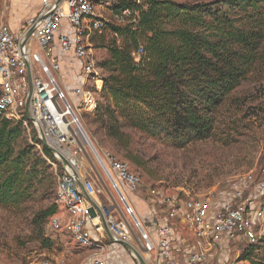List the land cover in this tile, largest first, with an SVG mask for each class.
<instances>
[{
	"label": "built area",
	"instance_id": "obj_1",
	"mask_svg": "<svg viewBox=\"0 0 264 264\" xmlns=\"http://www.w3.org/2000/svg\"><path fill=\"white\" fill-rule=\"evenodd\" d=\"M1 1L6 12L10 0ZM123 1L142 5V0H43L20 34L8 24L0 25V118L20 123L25 130L33 126L39 134L42 129L55 150V167L60 168L55 195L60 212L50 218L49 228L70 236L80 246L99 249L89 264H105L106 247L94 240L88 225L111 240L80 187L81 183L95 201L96 184L84 165L90 163L87 145L91 143L78 113L98 110L97 95L104 84L93 39L107 35L112 27H132L139 22L138 10L123 7ZM143 54L140 47L134 54L136 61ZM69 56L76 66L67 62ZM65 66L75 70L76 83L68 78ZM28 101L33 121L26 115ZM98 162L123 203L120 209L114 203L107 206L95 201L106 218L111 242L131 245L146 264H226L232 250L255 246L264 234V177L253 172L204 196L191 197L181 191L160 198L148 206V217L143 219L126 196L140 189L142 177L116 157L108 156L106 163L99 156ZM180 231L189 235L188 243L178 241Z\"/></svg>",
	"mask_w": 264,
	"mask_h": 264
},
{
	"label": "trees",
	"instance_id": "obj_2",
	"mask_svg": "<svg viewBox=\"0 0 264 264\" xmlns=\"http://www.w3.org/2000/svg\"><path fill=\"white\" fill-rule=\"evenodd\" d=\"M263 2L142 0L137 5L123 1V7L138 10V24L112 27L114 37L108 41L106 35L93 39L96 48L108 50V58L98 64L107 72L100 94L110 97L114 106L96 113L110 122V135L128 142L130 136L122 128L131 127L178 146L209 138L215 113L263 60L264 31L257 17ZM140 47L144 54L136 61ZM24 133L22 124L0 118V205L4 207H18L28 199L46 168L33 148L17 152ZM43 153L55 160L44 146ZM56 210L45 211L42 221ZM42 221L38 217L35 223ZM254 249L245 250L243 260H249Z\"/></svg>",
	"mask_w": 264,
	"mask_h": 264
},
{
	"label": "rangeland",
	"instance_id": "obj_3",
	"mask_svg": "<svg viewBox=\"0 0 264 264\" xmlns=\"http://www.w3.org/2000/svg\"><path fill=\"white\" fill-rule=\"evenodd\" d=\"M173 1L208 3L213 0ZM4 11L5 5L0 0V23ZM259 11L257 17L264 31V2ZM112 37L111 29L106 35L107 41ZM118 40L121 42L119 37ZM96 49L99 64L108 58V50L105 47ZM262 52L264 55V40ZM104 74L107 75L105 70ZM97 97L98 109L114 106L110 97L101 94ZM78 114L92 144L87 145L90 163L85 162L84 165L96 184V203H114L123 209L118 193L98 162L99 156L106 163L108 156L126 161L132 171L142 177L143 184L138 191L130 192L132 196L126 192L131 203L138 198L142 200L140 206H144L143 201L153 204L165 196L183 193L181 191H186L191 197L204 196L231 179L251 172L264 177V56L215 113V128L207 139H194L178 146L169 140L123 127V133L130 138L122 143L110 135V122L106 117L100 118L98 113L84 110ZM119 121L120 124L125 123L122 117ZM39 135L38 130L31 126L16 146L17 152L33 148V153L46 161V168L42 169L41 183L35 186L28 199L18 207L0 205V264H41L44 260L53 262L58 258L59 261L65 260L64 264H85L87 254L76 250L70 236L54 233L49 228L50 218L60 212L55 195L60 168L55 167V160L44 155ZM53 207H57L56 213L42 221L43 213ZM38 217L41 225L35 223ZM251 247L243 245L240 251L232 250L226 264H264V234L254 246L251 258L243 260L242 253Z\"/></svg>",
	"mask_w": 264,
	"mask_h": 264
},
{
	"label": "crops",
	"instance_id": "obj_4",
	"mask_svg": "<svg viewBox=\"0 0 264 264\" xmlns=\"http://www.w3.org/2000/svg\"><path fill=\"white\" fill-rule=\"evenodd\" d=\"M43 0H10L9 8L6 12H3V16L1 17V22L8 24L11 29L16 33L20 34L23 29L26 27V22L30 17L35 16L39 9L42 6ZM6 18V21L4 19ZM0 23V25L2 24ZM63 58H66L62 56ZM71 56L67 57V62H72L73 66L75 65L76 61L72 60L70 58ZM65 60V61H66ZM76 66V65H75ZM66 74L69 75L68 78H71L73 83H76V80H73L75 78V70L71 69L70 66H65ZM129 196H132V194L128 191ZM135 197L133 200L135 201ZM142 200L139 198L137 201L133 202L137 207V212L140 217L143 219H146L148 217V209L150 204H147L143 201L144 206H140ZM105 205V204H104ZM108 206V205H107ZM88 228L93 234V238L95 241H102V243L105 245V252L103 255V259L105 264H138V262L132 257L130 251L125 249L120 244H114L111 241H108V239H105L101 236V234L97 233L93 227L89 224ZM107 236V235H106ZM178 241H181L183 243H188L189 235L183 234V231L178 232L177 234ZM75 246L77 251H83L87 254L86 262L85 264H89L90 259L92 256L99 251V249L95 247H83L77 244L73 239H70ZM188 245V244H187ZM76 252V251H75ZM80 253V252H79ZM59 259H53V264H59Z\"/></svg>",
	"mask_w": 264,
	"mask_h": 264
},
{
	"label": "water",
	"instance_id": "obj_5",
	"mask_svg": "<svg viewBox=\"0 0 264 264\" xmlns=\"http://www.w3.org/2000/svg\"><path fill=\"white\" fill-rule=\"evenodd\" d=\"M31 35V31H29L26 35V39L29 38V36ZM26 115L28 117L29 120L33 121L31 115H30V110H29V101L27 102V105H26ZM40 134H41V138L40 140L42 141L43 143V146L46 147L52 154H55V150L47 143V141L45 140L44 136H43V132H42V129H40ZM92 145V144H91ZM67 162L65 159H62V165H66ZM80 187L82 189V192L84 193V195L86 196V198L88 199V201L92 204V206L98 211L99 213V216H100V219H101V222L103 224V227L108 235V237L110 238L111 241H113V237H112V234L110 233V230L108 228V225L106 223V218L104 216V214L102 213V211L100 210V208L98 207V205L95 203L94 200H92L90 197H88V195L86 194V192L84 191L81 183H80ZM122 246H124L126 249L132 251L136 258L138 259V262L139 264H146L143 257L141 256V254L135 249L133 248L131 245L127 244V243H120Z\"/></svg>",
	"mask_w": 264,
	"mask_h": 264
}]
</instances>
